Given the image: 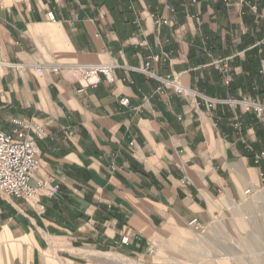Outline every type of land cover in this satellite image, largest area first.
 Returning a JSON list of instances; mask_svg holds the SVG:
<instances>
[{"label":"crops","instance_id":"obj_1","mask_svg":"<svg viewBox=\"0 0 264 264\" xmlns=\"http://www.w3.org/2000/svg\"><path fill=\"white\" fill-rule=\"evenodd\" d=\"M77 65H116L115 81L84 88ZM262 92L264 0H0V130L44 126L34 182L59 189L0 196V264H133L257 196L264 162L235 123L260 152L264 120L230 101Z\"/></svg>","mask_w":264,"mask_h":264},{"label":"built area","instance_id":"obj_2","mask_svg":"<svg viewBox=\"0 0 264 264\" xmlns=\"http://www.w3.org/2000/svg\"><path fill=\"white\" fill-rule=\"evenodd\" d=\"M245 3V0H235ZM256 1V0H255ZM256 10V8H255ZM49 19L54 21V15L49 14ZM167 24L166 21L157 20V25L160 27ZM149 66V65H148ZM116 65H77L69 67L68 70L72 72L73 76L79 79L84 88L94 89L97 88L103 80L107 83H114V70ZM37 73L43 75L44 67H38ZM53 73H60L62 70L59 67H52L50 69ZM139 72L149 76L155 75L149 73L147 69H141ZM225 75L226 83L230 84L231 79L229 76L230 69L225 66L222 69ZM165 86L172 87L177 94L184 98H188L191 90L185 89L180 86L176 79L168 77L162 80ZM84 90L79 91L82 93ZM236 106H241L245 113L254 114L258 119H264V100L262 102L247 101V100H232L230 101ZM220 101L208 99L210 108H214ZM129 99H122L121 105L129 107ZM16 124L24 129L22 133H16L17 138H14L0 130V196L6 199H21L27 202L35 200L40 191H44L49 197H55L58 193V187H49L43 181H35V175L40 170L41 161L39 159V151L37 146L38 140L46 138L47 133L45 127L32 122H16ZM235 128L241 136V142L245 145L246 149L253 153L254 163L257 166L262 165L264 162V150L256 152L254 147L242 136V125L239 121L235 123ZM132 143L131 146H134ZM261 178L264 180V172L261 173ZM252 191H246V195H250ZM190 228L195 231L202 230L201 223L195 219L189 223ZM130 242L128 237L121 240L122 245H128ZM154 249L150 251L153 253Z\"/></svg>","mask_w":264,"mask_h":264},{"label":"rangeland","instance_id":"obj_3","mask_svg":"<svg viewBox=\"0 0 264 264\" xmlns=\"http://www.w3.org/2000/svg\"><path fill=\"white\" fill-rule=\"evenodd\" d=\"M263 195L264 186L258 197L228 206L211 226L200 231L189 226L182 244L154 249L142 260L127 259L133 264H264Z\"/></svg>","mask_w":264,"mask_h":264},{"label":"trees","instance_id":"obj_4","mask_svg":"<svg viewBox=\"0 0 264 264\" xmlns=\"http://www.w3.org/2000/svg\"><path fill=\"white\" fill-rule=\"evenodd\" d=\"M262 94H264V92H262Z\"/></svg>","mask_w":264,"mask_h":264}]
</instances>
